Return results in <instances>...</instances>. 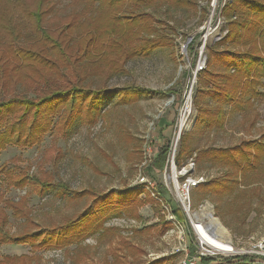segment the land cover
Returning a JSON list of instances; mask_svg holds the SVG:
<instances>
[{
  "label": "trees",
  "instance_id": "trees-1",
  "mask_svg": "<svg viewBox=\"0 0 264 264\" xmlns=\"http://www.w3.org/2000/svg\"><path fill=\"white\" fill-rule=\"evenodd\" d=\"M200 1L72 0L75 3L82 2L84 10L87 8L97 12L96 19L80 22L82 16L75 13L55 23L53 20L52 25L46 28L43 25L57 13L59 0H0V47L6 46L4 48H7L8 55L13 59V64L9 66L10 57L0 55V152L11 142L21 147L33 146L48 133L66 137L77 120L91 125L98 122L104 116L102 108L105 103L112 101L124 106L150 94V91L132 86L93 88L96 83H85L90 75L81 63L85 59L88 61L86 65L90 62L100 72L103 67L104 70L98 75H94L92 70L89 72L90 81L99 80L105 85L116 74L125 72L124 66L129 60L147 57L164 45L172 46V27H169V32L160 26L164 24L159 14L162 8L171 11V8L192 7L204 20L210 12L209 0H202L206 2L202 6L198 5ZM219 6L220 14L226 19L224 26L227 32L211 46L205 45L206 68L196 75L202 91H196L193 99L196 110L194 127H205L209 131L224 129L228 113H248L254 110V103L264 97V0H230ZM74 25L78 26L77 33L72 31ZM22 27L25 29L22 38H26L25 44L20 46L18 34ZM73 33L76 39L69 37ZM197 55L194 52V61ZM64 71H68L71 78L65 84L52 86L48 82L50 73L61 76ZM14 85L24 87V92L16 93ZM259 88L263 90L262 94ZM30 92L33 96L29 95ZM252 125L253 122H250L249 127ZM261 137L260 140L244 141L229 148L192 150L188 142L184 141L189 135L183 134L179 139L175 164L180 165L184 159L191 158L197 168L206 161L211 166L224 169V177L207 180L197 188L205 198L219 199L220 203L230 200V204H225L227 212L235 220L239 218L240 222H244L252 211L264 213V200L261 201L258 185L246 181L249 184L245 185L247 188L253 185L252 189L248 188L251 190H246L241 183V177L247 176L249 179L256 171L262 173L261 180L264 183V133ZM160 141L148 164L150 170L160 171L167 167L171 141L165 136H161ZM251 180L254 181L253 178ZM16 183L23 186L24 179ZM31 185L39 195L56 191L57 195L68 198L72 194L67 186L60 183L54 185L48 181H34ZM141 193L139 189L133 188L94 196L90 192H75L73 195L79 197L84 194L92 196L86 212L59 226L21 236L3 232L6 221L2 217L0 244H26L37 251L59 250L72 245L77 248L93 235H98L100 240L106 232H116V229L106 228L105 221L132 209ZM254 199L260 202L259 206L253 204ZM146 200H151V197L148 195ZM176 205L179 209L172 206L173 211L185 225L192 248V231L179 204ZM222 221L225 227L231 226L224 219ZM160 223L162 231H168V222L163 219ZM134 232L140 233L137 230ZM116 245L118 251L113 255L112 263L119 264L124 258L133 262L135 252L140 251L138 246L126 239H119ZM120 249L129 251V257L122 254ZM36 258L4 255L0 257V264H33ZM240 258V264H247L250 257Z\"/></svg>",
  "mask_w": 264,
  "mask_h": 264
},
{
  "label": "rangeland",
  "instance_id": "rangeland-1",
  "mask_svg": "<svg viewBox=\"0 0 264 264\" xmlns=\"http://www.w3.org/2000/svg\"><path fill=\"white\" fill-rule=\"evenodd\" d=\"M225 2L230 0L221 2L209 0L210 12L204 20L199 18V13L192 7L171 8V11L162 8L159 14L164 24L160 26L169 32V27H172L174 37L172 46L164 45L162 49L152 52L147 57L129 60L124 66L125 72L116 74L105 85L97 78V82L94 79L90 81L89 71L92 70L94 75H98L104 70L103 67L100 72L93 68L90 62L86 65L87 60L82 61V68L90 75V79L85 83H96L93 88L105 86L114 89L132 86L150 91L146 97L124 106L109 101L102 108L104 116L94 125L83 124L77 120L66 137L48 133L33 146L21 147L11 142L0 152V220L3 217L6 221L3 232L21 236L31 231H43L59 226L68 219L73 220L78 214L86 212L92 200L90 194L79 197L73 195L75 192H90L93 196L132 188L144 192L145 195L142 193L139 195L132 209L105 221L104 226L116 229V232L109 234L106 232L105 237H101L100 240L98 235H93L84 240L80 247L75 248V245H72L59 250L34 251L26 244H0V257L4 255L37 257L35 262L32 261L33 264H116L111 262L113 255L115 256V252L118 251L115 249L116 243L119 239H126L138 246L140 251L135 252L133 262L124 258L119 264H179L181 254L177 253L179 245L176 234L168 233L171 228L169 223L168 231H162L160 221L166 220V216L163 214L165 212L162 210L161 201L168 202L172 214L176 216L184 230L185 225L172 207L178 203L175 198L174 180L180 183L187 176H195L202 177L205 183L213 178L224 177L222 175L224 169L211 166L206 161L197 168L193 159L187 158L180 165H176L174 160L175 169L172 171L169 166L162 168L161 172L150 170L148 164L153 159L154 148L161 142L160 137L165 136L171 141L170 151L175 156L179 139L183 134L189 135L184 141L195 150L234 147L244 141L260 140L264 133V97L259 98L254 103V110L248 113L247 111L234 112L233 115L228 113L227 123L222 130L209 131L205 127L204 129L194 127L196 110L193 99L196 91H202V85L196 78L193 80L192 73L196 69V63L206 57L205 45L211 46L227 32L224 26L226 19L220 14L219 6H223ZM205 4L206 2L202 0L198 3L199 6ZM86 10L82 2L59 0L57 13L50 16L43 26L48 28L53 20L55 23L58 19H67L75 13L82 16L80 22L86 19L95 20L97 12H91L87 8ZM72 31L77 33L78 26L74 25ZM23 33L25 29L22 27L18 34L20 46L25 44L26 37L22 38ZM73 35L74 33L69 37L76 39ZM11 38L14 39L13 36ZM203 44L204 47L201 49ZM4 47L6 46L0 47V55L10 57L9 51ZM194 52L198 54L195 61ZM12 64L13 59L10 57L9 66ZM69 79H71L69 72L64 71L61 76L50 73L47 80L53 86L65 84ZM13 87H16V93L24 92V87L15 85ZM258 90L262 94L263 90L261 88ZM7 94L9 96V93ZM29 95L33 96L31 92ZM184 100H189L188 106ZM154 115L158 116V119L151 125ZM250 122H253L251 127ZM190 162L193 163L191 167ZM143 178L152 182V187L139 183ZM261 178L262 173L256 171L249 179L247 176L241 177V183L243 182L244 186H249L246 181L257 184L262 201L264 183ZM22 179L23 186L16 185V182ZM34 181L63 184L72 194L68 198L57 195L56 191L39 195L31 185ZM27 183L28 185H25ZM247 186L246 190L253 188L248 189ZM147 194L151 200H146ZM190 200L191 213L196 219L207 224L208 219L204 215L207 212L213 214L220 227L224 229V235L219 239L229 242L236 251H247L251 249L253 243L264 241V213L256 214L252 211L246 222L245 220L240 222L239 218L235 220L231 213L227 212L225 204H230V200L226 199L227 203H220L219 199L205 198L198 188L191 190ZM253 204L259 206L260 202L254 199ZM177 208L179 209L178 206ZM182 214L184 215L183 212ZM184 216L188 221L186 215ZM192 217L194 219L193 215ZM222 219L231 226L225 227ZM134 230L140 233H135ZM190 235L193 240L192 233ZM184 240L189 251L193 252L194 247L190 249V239L186 232ZM120 252L129 257V251L124 252L120 249ZM242 256L246 254L239 253L234 256L238 259L235 261L229 259L228 264H240ZM255 260L259 261L255 257L249 258L247 264H253Z\"/></svg>",
  "mask_w": 264,
  "mask_h": 264
},
{
  "label": "built area",
  "instance_id": "built-area-1",
  "mask_svg": "<svg viewBox=\"0 0 264 264\" xmlns=\"http://www.w3.org/2000/svg\"><path fill=\"white\" fill-rule=\"evenodd\" d=\"M202 48L203 46H201V49ZM205 62H206V57H204L202 61H199L196 63L195 65L196 69L192 73L193 80L196 78L197 73L202 72V70L206 68ZM187 102L188 101L184 100V103L186 106H187ZM157 119H158V116H155L151 125H153L154 121H157ZM174 160H175V156L173 152L169 151L168 159H167V166L171 167V171L175 169ZM192 164L190 162L189 166L191 167ZM203 181L204 180L202 177L187 176L180 183L177 182L176 180H174V183H173L174 189H175V198L182 212L184 213V215H186L189 226H190V230L192 231V236L194 238L192 240V245L194 249L193 247L190 249H193V252H190L187 245H185L186 240H184V235H185V232L187 233V231L185 230V228L183 230V227L181 223L179 222V220L176 218L175 215L172 214L170 205L168 204L167 201H164V200L161 201V199L157 198L161 201L162 210H164L165 212L163 214L164 216H166V220L168 221L171 227L168 233L176 234L177 243L179 245V249L177 253L181 254V259H180L179 264H205L204 262L206 261H209V263L207 264H228L229 259H234L235 258L234 256L238 255L239 253H245L247 257H250V258L255 257L259 260V261L255 260L253 264H256V263L264 264V241L253 243L251 249L247 251H242V250L236 251L233 248V246L227 241L225 242L230 244L229 246L230 249L220 250L217 247L207 244L205 240H203V238L201 237V235L195 228L194 222H199L200 225L203 226L205 229L208 228L207 231L215 239L219 238L217 237L216 234L212 233V230L210 229L209 226H207V224H203V222L196 219L195 215L191 213V209H192V203L190 200L191 190L193 188H197L201 183H203ZM140 182L141 184L145 183L147 187L149 186L152 187V182H150L149 180H145L143 178L141 181H139V183ZM192 215L194 216V219ZM232 261H235V260H232Z\"/></svg>",
  "mask_w": 264,
  "mask_h": 264
},
{
  "label": "bare ground",
  "instance_id": "bare-ground-1",
  "mask_svg": "<svg viewBox=\"0 0 264 264\" xmlns=\"http://www.w3.org/2000/svg\"><path fill=\"white\" fill-rule=\"evenodd\" d=\"M188 105H189V102H187V106ZM204 217L206 219H208L207 226L210 227V229L212 230V233H214V231L216 230V232L214 234H216L221 239V237H223V235H224V229L222 227H220L217 219H215L213 214H211L210 212H207L204 215ZM194 226L197 229V231L199 232V234L201 235V237L203 238V240H205V242L207 244H210L214 247H217L220 250H223V249L229 250L230 249L229 243L222 241L219 238L215 239L214 237H212V235L207 231L208 228L205 229L203 226L200 225L199 222H194Z\"/></svg>",
  "mask_w": 264,
  "mask_h": 264
},
{
  "label": "crops",
  "instance_id": "crops-1",
  "mask_svg": "<svg viewBox=\"0 0 264 264\" xmlns=\"http://www.w3.org/2000/svg\"><path fill=\"white\" fill-rule=\"evenodd\" d=\"M250 187H251V186H250ZM250 215H251V214H250ZM250 215H249V217H250ZM249 217H248V218H249ZM248 218H247V220H248ZM247 220H246V221H247ZM246 221H245V222H246Z\"/></svg>",
  "mask_w": 264,
  "mask_h": 264
},
{
  "label": "water",
  "instance_id": "water-1",
  "mask_svg": "<svg viewBox=\"0 0 264 264\" xmlns=\"http://www.w3.org/2000/svg\"><path fill=\"white\" fill-rule=\"evenodd\" d=\"M203 47H204V44H203Z\"/></svg>",
  "mask_w": 264,
  "mask_h": 264
}]
</instances>
